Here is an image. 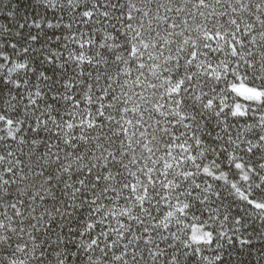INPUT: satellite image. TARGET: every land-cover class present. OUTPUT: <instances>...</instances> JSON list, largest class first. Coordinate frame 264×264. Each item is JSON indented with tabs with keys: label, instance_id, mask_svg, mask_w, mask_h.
Instances as JSON below:
<instances>
[{
	"label": "snow or ice",
	"instance_id": "snow-or-ice-1",
	"mask_svg": "<svg viewBox=\"0 0 264 264\" xmlns=\"http://www.w3.org/2000/svg\"><path fill=\"white\" fill-rule=\"evenodd\" d=\"M218 5L0 0V264L264 245V0Z\"/></svg>",
	"mask_w": 264,
	"mask_h": 264
},
{
	"label": "trees",
	"instance_id": "trees-1",
	"mask_svg": "<svg viewBox=\"0 0 264 264\" xmlns=\"http://www.w3.org/2000/svg\"><path fill=\"white\" fill-rule=\"evenodd\" d=\"M38 2L42 3L43 0H38ZM119 2L121 4H123L125 2V0H119ZM138 2H140L142 4L143 7H155L158 6L162 3H165L166 0H138ZM180 0H173V3H179ZM212 0H209V3H211ZM232 2L234 3L235 0H232ZM258 2V0H251V4L254 8V6L256 5V3ZM24 3L26 6L30 5V0H24ZM109 3H117V0H109ZM228 0H225V5H218V9L223 8L227 5ZM191 7V6H190ZM27 10L29 12L32 11V8L29 6L27 8ZM37 11L43 15L44 14V9H37ZM120 9H117L116 11L112 12V16L116 17L114 23L118 24L119 23V17L117 16V12H119ZM264 14V13H262ZM246 18H248V14L245 13L244 14ZM68 16H70L73 21L75 22L76 17L72 16L71 14V10H68ZM49 18H55L54 16H50ZM67 18V17H66ZM0 23H3L2 18H0ZM111 27V25L109 26ZM259 27V26H257ZM12 39H17L16 37H11ZM22 42V40L20 41ZM46 42V40H45ZM0 51H4L3 47H0ZM13 55H15V51L12 50ZM11 115V112H10ZM15 118V117H13ZM11 143V147L12 149L20 156V158L24 161L25 164V172H28V167L29 165H31L33 167V170H35V167L40 165V162L36 160V157L33 155L31 157L28 156V153L31 151L28 146L25 144L23 147L15 142L12 141ZM4 150V142L0 141V151ZM39 178H30L29 181H25L24 184L26 186H30L31 184H35L37 182ZM260 229V225L258 222H253L251 225V228L249 229V231H258ZM253 239L255 240V237H253ZM231 253L233 255V260L231 261V264H264V245L261 244H255L254 247L252 248H245L244 250L240 249L238 246L237 247H233L231 249ZM0 259H2V257H0Z\"/></svg>",
	"mask_w": 264,
	"mask_h": 264
},
{
	"label": "rangeland",
	"instance_id": "rangeland-1",
	"mask_svg": "<svg viewBox=\"0 0 264 264\" xmlns=\"http://www.w3.org/2000/svg\"><path fill=\"white\" fill-rule=\"evenodd\" d=\"M242 91H245L246 92V90H243V89H242Z\"/></svg>",
	"mask_w": 264,
	"mask_h": 264
}]
</instances>
